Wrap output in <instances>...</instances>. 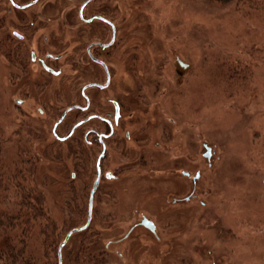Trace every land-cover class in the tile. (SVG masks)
Here are the masks:
<instances>
[{"label": "rangeland", "instance_id": "obj_1", "mask_svg": "<svg viewBox=\"0 0 264 264\" xmlns=\"http://www.w3.org/2000/svg\"><path fill=\"white\" fill-rule=\"evenodd\" d=\"M59 1L51 0L48 15ZM112 2L113 9L126 11L127 69L118 78L123 79L122 91L139 100L133 109L139 125L168 126L174 140L161 144L160 154L166 160L175 157L200 176L192 181V198L185 205H170L168 199L157 201L160 205L153 209V198L141 202L149 208L140 209L155 215L166 228L160 229L159 241L140 235L144 246L131 236L117 243L136 218L134 208L115 203L107 209L99 203L89 226L72 233L64 244L61 264H90L97 256L122 264H168L173 258H185L187 264H264V10L240 4L237 13L233 3L208 0ZM5 23L7 33L10 22ZM8 40L0 42V136L4 141L19 133L27 138V168L36 167L45 216L57 225L58 246L71 228L86 220L87 202L81 195L90 183L71 179L74 136L58 141L51 133L65 107L53 101L72 99L73 75L66 70L56 79L58 89L44 91L39 99L44 114L39 115L36 106L27 105L24 52L19 49L23 53L18 57L11 54L14 43ZM136 41L138 47L133 45ZM143 41L149 47L142 49ZM175 56L188 63L187 70L178 67ZM154 83L172 88L170 98L157 92ZM67 118L60 134L72 113ZM188 137L189 151L184 149ZM203 142L211 149L207 158ZM10 153L6 151L8 158ZM157 161L160 164L161 158ZM170 212L176 217L172 228L162 219Z\"/></svg>", "mask_w": 264, "mask_h": 264}, {"label": "flooded vegetation", "instance_id": "obj_2", "mask_svg": "<svg viewBox=\"0 0 264 264\" xmlns=\"http://www.w3.org/2000/svg\"><path fill=\"white\" fill-rule=\"evenodd\" d=\"M112 1L60 0L50 16L46 13V7L51 0H0V42L5 41L6 37L13 42L14 49L10 47L9 52L16 53V57L24 52L27 105L36 106L39 115L44 114L39 103L44 91L49 87L58 89L60 84L56 83V79L66 70L73 75L69 78V81L72 80L71 87L69 85L72 99L63 103H60L62 99L53 101L54 105L65 107L52 123L51 133L58 141L72 136L75 138L72 151L75 162L71 179L86 185L90 181L88 192L82 191L81 195L87 202L86 219L91 189L97 180L92 196L91 218L96 212L94 205L99 203H105L107 209L115 203L116 206L123 204V207L134 208L135 220L126 228L123 237L115 241L123 242L131 236L132 241L142 242L144 246L140 235L159 241L160 229L166 228H161L159 218L155 215L140 209L149 208L141 205V202L153 198V209L160 205L157 201L161 203L168 199L170 205H185L192 198L191 183L200 173L195 171L192 174L190 169L179 165L175 157L166 160L160 154V145L174 140V134L168 126L162 125L160 128L156 123L153 126L147 123L139 125L133 111L139 100L135 94L131 98L122 91L123 79L118 78L127 69L126 11L117 7L113 9ZM4 22H10L7 33V23ZM16 22L19 24L16 25ZM133 45L138 47L139 42ZM140 46L142 49L149 47L144 41ZM133 53L138 57L144 51ZM175 59L180 69H188L187 62L179 56H175ZM179 60L186 65L180 64ZM41 74H44L43 78ZM154 84L157 92L162 91L163 95L170 98L172 88L169 90L158 83ZM32 90L34 96L31 95ZM70 113V124L60 134L59 128L67 125ZM184 141L189 145L184 149L189 151V137ZM202 146L205 148L203 156L207 158L205 154L209 146L206 142ZM210 150L209 147V154ZM159 158L160 164L157 161ZM75 190L78 188L75 187ZM162 219L169 228L175 226L173 212ZM110 243L106 244V250H109ZM175 251L171 253L175 255ZM188 262L185 258L168 260V264ZM109 263L122 264L115 259Z\"/></svg>", "mask_w": 264, "mask_h": 264}, {"label": "trees", "instance_id": "obj_3", "mask_svg": "<svg viewBox=\"0 0 264 264\" xmlns=\"http://www.w3.org/2000/svg\"><path fill=\"white\" fill-rule=\"evenodd\" d=\"M208 1L233 3L237 13L240 4L256 12L264 10V0ZM26 139L20 133L14 140L4 141L0 136V264H58L57 225L45 216L44 192L36 181V167L27 168ZM6 151L11 152L9 158ZM105 263L97 256L90 264Z\"/></svg>", "mask_w": 264, "mask_h": 264}, {"label": "water", "instance_id": "obj_4", "mask_svg": "<svg viewBox=\"0 0 264 264\" xmlns=\"http://www.w3.org/2000/svg\"><path fill=\"white\" fill-rule=\"evenodd\" d=\"M179 63L180 64H184L186 65L185 63H183L181 60H179ZM66 112V111H65ZM64 112V113H65ZM74 130V128L71 130V132ZM63 139V138H62ZM207 157L209 156V147H207V154H205ZM100 158V156H99ZM97 183V180L95 181L92 189H91V193H90V198H89V201H88V214H87V219L85 221V223H83L82 225L80 226H77V227H73L71 228L67 233L66 235L64 236V238L59 242L58 246H57V261H58V264H61V249L62 247L64 246V244L66 243V241L68 240L69 236L75 232V231H79V230H83L85 229L89 222H90V219H91V208H92V196H93V192H94V189H95V185ZM153 228V226L151 227ZM109 264H116V263H109Z\"/></svg>", "mask_w": 264, "mask_h": 264}, {"label": "bare ground", "instance_id": "obj_5", "mask_svg": "<svg viewBox=\"0 0 264 264\" xmlns=\"http://www.w3.org/2000/svg\"><path fill=\"white\" fill-rule=\"evenodd\" d=\"M204 111H205V110H204ZM204 111L200 112V115H201V116H204Z\"/></svg>", "mask_w": 264, "mask_h": 264}]
</instances>
